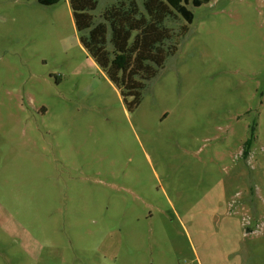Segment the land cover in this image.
Masks as SVG:
<instances>
[{"label":"rangeland","instance_id":"374dc122","mask_svg":"<svg viewBox=\"0 0 264 264\" xmlns=\"http://www.w3.org/2000/svg\"><path fill=\"white\" fill-rule=\"evenodd\" d=\"M189 9L130 111L68 0H0V264H264V0Z\"/></svg>","mask_w":264,"mask_h":264},{"label":"trees","instance_id":"16d2710c","mask_svg":"<svg viewBox=\"0 0 264 264\" xmlns=\"http://www.w3.org/2000/svg\"><path fill=\"white\" fill-rule=\"evenodd\" d=\"M100 1L68 0L74 27L83 49L132 111L141 103L147 83L177 49L176 44L165 46L173 38V32L165 26L166 20L176 16L185 23L175 37L181 38L186 24L194 20L190 6L197 8L213 0H143L142 8L136 0H117L97 15ZM59 2L37 0L42 6ZM254 140L255 127L244 144L243 156Z\"/></svg>","mask_w":264,"mask_h":264},{"label":"flooded vegetation","instance_id":"af4514ba","mask_svg":"<svg viewBox=\"0 0 264 264\" xmlns=\"http://www.w3.org/2000/svg\"><path fill=\"white\" fill-rule=\"evenodd\" d=\"M243 154V149H242V153H241V155Z\"/></svg>","mask_w":264,"mask_h":264}]
</instances>
